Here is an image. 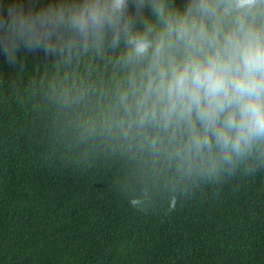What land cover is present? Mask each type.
<instances>
[{
  "label": "clouds",
  "instance_id": "1",
  "mask_svg": "<svg viewBox=\"0 0 264 264\" xmlns=\"http://www.w3.org/2000/svg\"><path fill=\"white\" fill-rule=\"evenodd\" d=\"M21 44L54 57L41 84L80 140L116 141L173 180L223 184L264 170V0L12 6L0 16L10 63ZM86 58L111 67L107 84L91 82V65L89 76L72 71Z\"/></svg>",
  "mask_w": 264,
  "mask_h": 264
},
{
  "label": "trees",
  "instance_id": "2",
  "mask_svg": "<svg viewBox=\"0 0 264 264\" xmlns=\"http://www.w3.org/2000/svg\"><path fill=\"white\" fill-rule=\"evenodd\" d=\"M60 2L0 0V16ZM53 61L21 44L10 63L0 46V264H264V170L173 180L116 141L80 140L41 84ZM72 71L112 76L98 58Z\"/></svg>",
  "mask_w": 264,
  "mask_h": 264
}]
</instances>
